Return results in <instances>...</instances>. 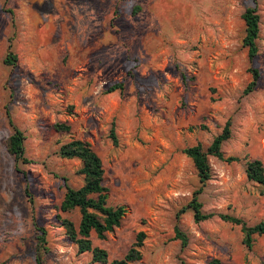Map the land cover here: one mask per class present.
<instances>
[{
	"label": "rangeland",
	"instance_id": "374dc122",
	"mask_svg": "<svg viewBox=\"0 0 264 264\" xmlns=\"http://www.w3.org/2000/svg\"><path fill=\"white\" fill-rule=\"evenodd\" d=\"M247 8L259 16L252 61L242 46ZM9 52L15 66L4 64ZM249 69L259 76L244 95ZM115 83L124 90L105 94ZM228 121L221 151L238 161L209 156L211 179L201 187L182 150H206ZM13 128L25 136L28 164L6 151ZM71 139L101 159L107 205L125 208L120 227L103 240L91 235L110 261L143 232L136 264H264V237L248 249L240 228L217 217L264 221V188L245 173L256 159L264 168V0H0V264H35L39 227L47 229L43 264H98L57 219L76 227L80 219L78 209H58L63 179L83 184L80 162L56 155ZM200 188L202 212L214 216L195 223L180 210Z\"/></svg>",
	"mask_w": 264,
	"mask_h": 264
},
{
	"label": "trees",
	"instance_id": "16d2710c",
	"mask_svg": "<svg viewBox=\"0 0 264 264\" xmlns=\"http://www.w3.org/2000/svg\"><path fill=\"white\" fill-rule=\"evenodd\" d=\"M137 9L138 8H136V11ZM241 19L244 23L242 46L247 49L248 59L252 61L257 55L255 42L259 33V16L256 8H247L242 14ZM16 61V56L9 52L4 59V64L15 66ZM249 71L252 73V80L244 89V95L254 90L259 76L258 70L249 69ZM123 90V83H115L107 87L104 93L111 94L116 91L122 92ZM229 127L230 122L228 121L221 133L214 137L206 150H204L200 144L182 150L183 155L191 160L201 187L211 179V168L208 162L209 156L229 164L238 161V158L226 156L221 151L222 144L230 138ZM51 128L58 133H68L70 131V126L66 123H55ZM109 137L113 145L116 146L117 137L115 135L114 124L111 125ZM24 140V134L17 128H13L12 134L6 140V151L16 163H30L29 160L24 158ZM56 155L61 159L77 160L80 162V168L77 174L82 177L83 184L79 188H71L66 183L67 179L64 178L65 192L58 208L61 213H68L74 209H78L80 214L78 226L76 227L73 222L68 219L57 216L60 227L63 229L68 240L76 245L78 253H90L92 262L98 264H136L141 261L142 249L146 240V235L143 232H138L136 234L134 242L131 244L128 251L118 260L110 261L108 253L104 249L93 247L92 245V234H95L98 239L103 240L107 233L120 227L121 220L125 214V208L123 206L111 207L107 205L108 190L104 186V169L102 161L92 149L91 145L80 139H71L59 147ZM245 173L249 181L264 188V168L260 160L256 159L247 162ZM201 190L200 188L195 191L187 206L180 210V213L191 210L195 223L209 220L214 216L211 213L204 214L202 212V205L199 202ZM217 217L225 223L240 228L242 244L248 249L252 247L255 237H264V221L253 226H247L243 220L231 215L219 214ZM36 232L35 264H43L44 256L48 252L47 229L39 227ZM173 239L180 240L182 245L186 244L185 236L177 229H175V236ZM210 264L220 263L213 260Z\"/></svg>",
	"mask_w": 264,
	"mask_h": 264
}]
</instances>
